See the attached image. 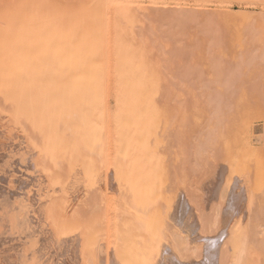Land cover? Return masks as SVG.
Returning a JSON list of instances; mask_svg holds the SVG:
<instances>
[{"label": "bare ground", "instance_id": "obj_1", "mask_svg": "<svg viewBox=\"0 0 264 264\" xmlns=\"http://www.w3.org/2000/svg\"><path fill=\"white\" fill-rule=\"evenodd\" d=\"M204 1L0 0V264H204L203 236L223 228L212 264L256 262V225H231L222 203L192 236L190 184L172 171L200 103L174 98L166 54L198 36Z\"/></svg>", "mask_w": 264, "mask_h": 264}, {"label": "rangeland", "instance_id": "obj_2", "mask_svg": "<svg viewBox=\"0 0 264 264\" xmlns=\"http://www.w3.org/2000/svg\"><path fill=\"white\" fill-rule=\"evenodd\" d=\"M206 1L203 8L207 20L201 19L189 26L198 36L174 35L179 38H173L172 54H166L172 60L176 78L174 98H186L188 102L196 99L200 103V113L191 112L186 124L189 134L185 133V142L190 141L184 150L186 160L181 164L182 159L178 160L180 162L174 159L177 164L173 161L172 171L185 172L187 184H190L191 189L187 186L191 191L187 195L188 208L193 215L192 236H197L199 211L205 218L210 217L213 207L222 203L231 225L242 223L246 228L256 225L259 234L253 229L255 238L253 236L252 240L255 239L253 250L258 256L254 264H264V0ZM221 11H226L227 16ZM208 137L213 144L207 145L205 140L204 146L198 143L199 139ZM177 145L178 142L174 147L179 149ZM175 148L173 152L180 154ZM198 149L200 160L194 155ZM187 158L194 166L198 165L196 169ZM224 185L230 193L222 202L219 195ZM248 186L249 191L256 190L258 196V205L253 208L255 214H251L253 218L244 206ZM227 231L223 228L221 233L217 230L218 234L215 231L203 236L204 243L212 237L214 242H209L215 243L212 248L215 255L206 257L204 264H212L214 259L221 263L224 256L220 252L229 249Z\"/></svg>", "mask_w": 264, "mask_h": 264}]
</instances>
